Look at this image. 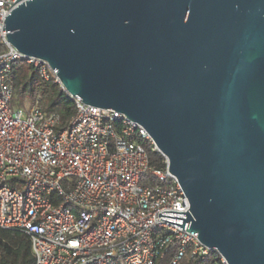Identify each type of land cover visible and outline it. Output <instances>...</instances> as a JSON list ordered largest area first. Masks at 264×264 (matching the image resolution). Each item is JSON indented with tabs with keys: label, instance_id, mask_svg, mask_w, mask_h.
Segmentation results:
<instances>
[{
	"label": "water",
	"instance_id": "water-1",
	"mask_svg": "<svg viewBox=\"0 0 264 264\" xmlns=\"http://www.w3.org/2000/svg\"><path fill=\"white\" fill-rule=\"evenodd\" d=\"M3 22L72 98L147 131L189 201L160 219L264 264V0H15Z\"/></svg>",
	"mask_w": 264,
	"mask_h": 264
},
{
	"label": "built area",
	"instance_id": "built-area-1",
	"mask_svg": "<svg viewBox=\"0 0 264 264\" xmlns=\"http://www.w3.org/2000/svg\"><path fill=\"white\" fill-rule=\"evenodd\" d=\"M14 2L0 0V228L29 237L33 264H178L210 255L226 264L196 232L159 218L189 201L167 160L151 163L148 151L158 150L142 126L74 97L63 128L38 98L11 108L15 63L58 82L46 61L7 41L3 20Z\"/></svg>",
	"mask_w": 264,
	"mask_h": 264
},
{
	"label": "trees",
	"instance_id": "trees-1",
	"mask_svg": "<svg viewBox=\"0 0 264 264\" xmlns=\"http://www.w3.org/2000/svg\"><path fill=\"white\" fill-rule=\"evenodd\" d=\"M1 49V46H0ZM12 80L14 93L19 96H39L41 107L48 113H56L60 117L58 128L65 127L75 112V99L72 98L59 82L43 79L32 67L24 62L13 65ZM151 163L162 167L163 156L156 151H148ZM0 264H33L29 237L20 232L0 228ZM178 264H220L213 255L206 259L190 256L181 259Z\"/></svg>",
	"mask_w": 264,
	"mask_h": 264
},
{
	"label": "rangeland",
	"instance_id": "rangeland-1",
	"mask_svg": "<svg viewBox=\"0 0 264 264\" xmlns=\"http://www.w3.org/2000/svg\"><path fill=\"white\" fill-rule=\"evenodd\" d=\"M35 98H39V96H36ZM34 96L30 95H23L19 96L17 93H14L13 99L10 102L11 108L13 107H21L22 109H25L26 107L32 105L35 100Z\"/></svg>",
	"mask_w": 264,
	"mask_h": 264
}]
</instances>
